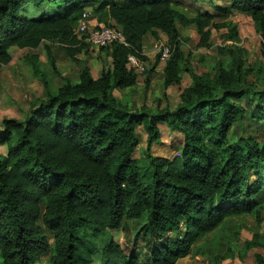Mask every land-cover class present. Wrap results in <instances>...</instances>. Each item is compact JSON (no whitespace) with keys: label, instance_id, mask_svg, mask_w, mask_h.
Here are the masks:
<instances>
[{"label":"trees","instance_id":"1","mask_svg":"<svg viewBox=\"0 0 264 264\" xmlns=\"http://www.w3.org/2000/svg\"><path fill=\"white\" fill-rule=\"evenodd\" d=\"M205 1L213 9L190 14L188 0H0V68L12 61V47L27 49L44 85L22 118L4 117L0 127V264H42L44 256L47 264H176L230 218L263 221L264 0ZM89 11L94 25L120 27L129 44L98 47L111 59L98 76L85 60L77 80L53 88L32 50L44 45L55 70L53 43L74 58L88 52L93 44L76 27ZM234 11L252 16L263 60L252 66L236 54L213 74L195 72L180 26H196L204 47L211 26L226 27L230 50L239 40L238 25L227 20ZM162 33L173 49L164 85L180 83L183 70L193 80L174 106L138 107L115 91L138 83L128 56L147 62L146 36ZM141 124L147 167L134 155ZM161 124L183 137L173 156L152 153ZM140 218L144 232L127 252L113 231ZM260 236L245 241L241 256L264 245ZM212 254L210 264L226 258ZM255 264H264L263 254Z\"/></svg>","mask_w":264,"mask_h":264},{"label":"rangeland","instance_id":"2","mask_svg":"<svg viewBox=\"0 0 264 264\" xmlns=\"http://www.w3.org/2000/svg\"><path fill=\"white\" fill-rule=\"evenodd\" d=\"M188 1L195 5H184V9L190 14L196 13L197 10L213 9L205 0ZM227 20L236 23L239 30V40L234 44L238 47H232L230 50L225 49V45L230 42L226 37L228 31L226 27L211 26L212 44L209 47H204L198 44L200 35L196 26H180L183 36L186 37L183 49L188 57L187 64L195 72L213 74L219 60L230 62L236 54H242L246 63L252 66H257L263 60L262 37L255 28L252 16L246 12L234 11ZM158 42L169 44V39L163 33L159 37L152 34L146 36L149 50L148 53H145L148 58L146 69H150L157 60L158 53L155 43ZM51 49L56 61V70L48 58L44 45L32 51L39 54L40 66L46 72L53 88L62 84L65 78L76 80L85 60L89 62L94 76H98L102 67L109 65L111 61L94 45H91L88 52L79 53L76 58L70 56L59 43H53ZM11 53L12 61L0 68V127L4 117L22 118L30 100L44 94L43 82L34 73L27 58L28 50L14 46L11 48ZM164 66L165 62L160 61L151 73L146 69L138 71L139 80L135 86L116 90L115 93L138 107L143 105L155 107L158 101H162V105L170 103L174 106L179 100L182 90L192 83V74L188 70H183L181 82L166 87L164 85ZM160 126L162 127V136L160 142L152 145V153L173 156L182 149L183 137L178 132L170 131L165 124ZM137 134L139 143L134 155L144 167H147L148 140L142 124L138 127ZM232 137H236V135H232ZM0 151L5 153L6 146L1 145ZM145 225V218L127 219L123 228L113 231V235L123 244L127 252H130L136 245L135 235L142 234ZM255 235H261L257 240L264 241V218L261 223L250 215L230 218L223 225L200 238L191 253L181 257L176 264H210L214 255L212 253L226 255L220 264H255L256 254L264 255V245L255 246L248 250L245 256H241L245 241L252 239ZM138 241L139 244H142L140 237H138ZM47 263V256H44L42 264Z\"/></svg>","mask_w":264,"mask_h":264},{"label":"built area","instance_id":"3","mask_svg":"<svg viewBox=\"0 0 264 264\" xmlns=\"http://www.w3.org/2000/svg\"><path fill=\"white\" fill-rule=\"evenodd\" d=\"M90 15V12L85 13L76 27V32L80 35H85V40L96 47L109 46L116 42L129 44L120 27L107 24L96 26L92 23ZM156 50L161 61L166 62L171 57L173 49L170 44L158 42L156 43ZM128 60L136 71H144L146 69V62L135 53H130Z\"/></svg>","mask_w":264,"mask_h":264},{"label":"crops","instance_id":"4","mask_svg":"<svg viewBox=\"0 0 264 264\" xmlns=\"http://www.w3.org/2000/svg\"><path fill=\"white\" fill-rule=\"evenodd\" d=\"M90 12V11H89ZM90 14H91V12H90ZM90 19H91V21H92V23H97V19H96V17H94L92 14L90 15ZM155 45H156V43H155ZM22 50H25L24 48L22 49ZM144 52L145 53H148L149 52V50H148V46H147V43H146V40H145V45H144ZM78 78V77H77ZM77 80V79H76Z\"/></svg>","mask_w":264,"mask_h":264}]
</instances>
